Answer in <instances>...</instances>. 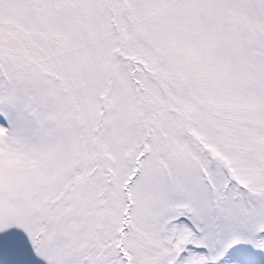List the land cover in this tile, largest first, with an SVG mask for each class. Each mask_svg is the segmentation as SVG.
<instances>
[{
	"label": "snow or ice",
	"instance_id": "obj_1",
	"mask_svg": "<svg viewBox=\"0 0 264 264\" xmlns=\"http://www.w3.org/2000/svg\"><path fill=\"white\" fill-rule=\"evenodd\" d=\"M0 264H264V0H0Z\"/></svg>",
	"mask_w": 264,
	"mask_h": 264
}]
</instances>
